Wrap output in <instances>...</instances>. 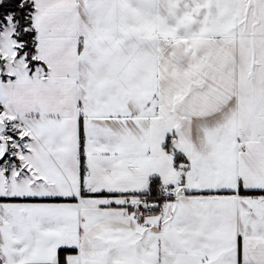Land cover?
Here are the masks:
<instances>
[{
  "label": "snow or ice",
  "instance_id": "1",
  "mask_svg": "<svg viewBox=\"0 0 264 264\" xmlns=\"http://www.w3.org/2000/svg\"><path fill=\"white\" fill-rule=\"evenodd\" d=\"M0 264H264V0H0Z\"/></svg>",
  "mask_w": 264,
  "mask_h": 264
}]
</instances>
